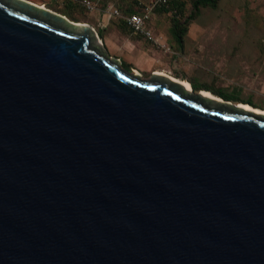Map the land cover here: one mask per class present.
I'll return each mask as SVG.
<instances>
[{"label":"water","instance_id":"obj_1","mask_svg":"<svg viewBox=\"0 0 264 264\" xmlns=\"http://www.w3.org/2000/svg\"><path fill=\"white\" fill-rule=\"evenodd\" d=\"M0 264H264V113L0 0Z\"/></svg>","mask_w":264,"mask_h":264},{"label":"rangeland","instance_id":"obj_2","mask_svg":"<svg viewBox=\"0 0 264 264\" xmlns=\"http://www.w3.org/2000/svg\"><path fill=\"white\" fill-rule=\"evenodd\" d=\"M148 1L110 0L109 3L124 13L126 8L134 9ZM87 13L91 20L99 17L97 11ZM162 13L169 20L173 15V11ZM101 18L106 20L104 16ZM120 19L115 17L110 21L117 24ZM188 28L191 36L180 56L183 60L188 58L192 65L187 76L194 91L208 89L216 97L263 110L264 0H220L215 8H201ZM101 41L110 55L122 59L127 69L136 70L144 77L156 73L147 62L127 60L118 42ZM175 74L183 76L178 71Z\"/></svg>","mask_w":264,"mask_h":264},{"label":"crops","instance_id":"obj_3","mask_svg":"<svg viewBox=\"0 0 264 264\" xmlns=\"http://www.w3.org/2000/svg\"><path fill=\"white\" fill-rule=\"evenodd\" d=\"M29 1L42 4L52 10L64 14L73 21L86 22L90 24L96 29L99 37H101V39L105 42H118L119 47L125 53V58L127 60H140L147 62L152 66L150 68L151 71H156V73H166L183 83H190L187 72L192 70V65L189 63L190 60L188 58L187 60H183V56H180V53L184 52L185 47H187L188 40L191 36L189 33L190 30L189 28L187 29L186 33L183 35V45L179 46L170 32L171 19L169 20L161 10L156 9L151 16L150 26L157 38V42H153L146 39L143 35L136 34L128 28L121 27L108 20L105 15L99 11H97L99 13V17H97L94 21L90 19V16L88 15L89 13L78 5H76L75 9H71L69 12H66L63 10V7L57 5L54 0ZM102 16H104L106 20H102ZM119 59L122 62V59ZM177 71L182 73L183 76L175 74ZM201 90L203 92H207L210 96H214L208 90ZM246 105L250 106L249 104Z\"/></svg>","mask_w":264,"mask_h":264},{"label":"built area","instance_id":"obj_4","mask_svg":"<svg viewBox=\"0 0 264 264\" xmlns=\"http://www.w3.org/2000/svg\"><path fill=\"white\" fill-rule=\"evenodd\" d=\"M54 1L59 3L73 2L83 8L86 12L99 11L105 15L108 20L120 17L125 21L127 27H129L134 33L143 35L146 39L153 42H157V38L150 26L152 13L158 8L169 7V0H149L148 3H140V5L136 6L132 13L123 15L121 11L111 3H107L104 7H102L99 5L97 0Z\"/></svg>","mask_w":264,"mask_h":264},{"label":"trees","instance_id":"obj_5","mask_svg":"<svg viewBox=\"0 0 264 264\" xmlns=\"http://www.w3.org/2000/svg\"><path fill=\"white\" fill-rule=\"evenodd\" d=\"M97 1L99 2L100 6L104 7L107 3H109L110 0H97ZM219 2L220 0H169V7H162V8H159V10L165 11V12L173 11V15L171 17V29H170L171 31L170 32H171L172 37L178 43V45L182 46L183 45V35L187 31L188 25L196 18V15L199 12V10L204 7L215 8L217 7ZM56 3L57 5L62 6L63 10L66 12H69V10L71 9H75L76 7V4H74L73 2H63V3L56 2ZM186 4H188V7L186 6ZM132 12H133V7L126 8L124 10V13H122L121 11L123 15H127ZM120 20L121 22L117 23L119 26L126 27L129 30H131L129 27H127L125 21L122 18ZM122 65L125 67L123 63ZM201 89L202 88H198V90H201ZM244 104H247V103H244Z\"/></svg>","mask_w":264,"mask_h":264},{"label":"bare ground","instance_id":"obj_6","mask_svg":"<svg viewBox=\"0 0 264 264\" xmlns=\"http://www.w3.org/2000/svg\"><path fill=\"white\" fill-rule=\"evenodd\" d=\"M181 83L187 88V89H189V90H191L192 88H191V85H190V83H187V82H182L181 81ZM202 93L204 94V95H206V96H208V97H216V96H210V94H208L207 92H203L202 91ZM240 105H242V106H244V107H246V108H249V109H252L253 107H250V106H248V105H244V104H241V103H239ZM255 111H258V112H263L264 113V110H260V109H256V108H253Z\"/></svg>","mask_w":264,"mask_h":264}]
</instances>
